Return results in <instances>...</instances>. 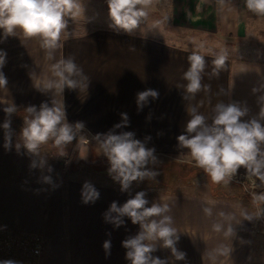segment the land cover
Returning a JSON list of instances; mask_svg holds the SVG:
<instances>
[{
  "label": "crops",
  "instance_id": "0c3cea01",
  "mask_svg": "<svg viewBox=\"0 0 264 264\" xmlns=\"http://www.w3.org/2000/svg\"><path fill=\"white\" fill-rule=\"evenodd\" d=\"M160 1L165 5L162 18L170 22L161 28L169 33L166 37L141 29L131 35L117 33L109 25L88 27L80 16L69 19L55 56L57 60L73 56L90 84L87 91L66 88L63 96L36 89L50 77L54 62L47 59L39 42L19 33L2 39L0 32V50L7 53L2 71L8 81L0 88V125L5 119L4 103L14 102L19 108L11 117V151L3 147L4 130L0 127V228L41 236L44 248L37 264H130L121 242L135 235L139 225L125 217V225L116 228L104 221L103 213L113 201L122 205L142 190L147 193L148 206L152 202L169 204V215L180 236L176 247L186 253L184 260H176L170 249L158 245L154 257L168 264H264V253L257 248L251 230L258 210L229 184L199 179L202 170L192 166L187 150L179 149L176 139L184 133L189 103L200 104L209 123L219 101L246 104L249 113L244 120L257 116V98L264 93L252 89L264 84V16L249 12L245 0ZM148 24L161 27L160 21L151 17L142 26ZM199 43L205 45L207 62L203 83L210 88L185 101L183 87L177 86L185 83L182 76L189 66L187 56ZM219 51L226 52L228 59L217 77L212 76V59ZM148 88L159 91L160 97L138 113L136 93ZM221 89L228 94H222ZM53 99L64 103L69 123L84 122L86 132L92 135L112 129L120 122V113L126 112L129 126L123 130L135 132L141 140L151 136L147 146L155 147L161 161L156 170L168 168L163 173L167 177L160 178L168 180L167 184L161 183L163 180L158 184L163 191L154 192L156 183L145 180L133 182L129 192H121L120 185L107 174L106 158L99 155L87 133L73 141V150L74 144L68 145L64 156H58V149L51 144L43 146L45 168H30L33 159L39 164V158L23 148L17 153L14 146L23 126V109L45 101L50 104ZM82 152L86 159H80ZM48 167L53 169L51 173ZM43 175L51 176L60 187L54 190L43 183ZM85 181L100 192L94 204L81 202ZM37 189L42 190L37 193ZM206 206L213 208L212 217L204 214ZM220 212L226 216L221 217ZM245 213L252 218L246 219ZM229 215L231 219L226 218ZM214 223L223 225L220 232L212 229ZM229 226L232 234L225 236ZM109 239L111 254L106 258L103 242ZM220 246L229 251L216 253Z\"/></svg>",
  "mask_w": 264,
  "mask_h": 264
},
{
  "label": "clouds",
  "instance_id": "9594fccd",
  "mask_svg": "<svg viewBox=\"0 0 264 264\" xmlns=\"http://www.w3.org/2000/svg\"><path fill=\"white\" fill-rule=\"evenodd\" d=\"M108 8L109 28L119 33L133 34L146 23L149 9L154 0H105ZM246 8L256 16H264V0H245ZM83 11L82 0H0V32L2 39L17 36L19 33L27 40H36L50 61V77L36 86L42 94L62 95L65 89L87 91L88 77L83 69L76 63L73 56L56 59L55 53L61 46V39L68 28L69 19H75ZM155 27V25H154ZM205 45L199 43L187 56L188 67L183 72L182 79L185 101L194 100L201 91H208L210 86L203 83L207 66L203 54ZM7 53L0 50V88L6 87L8 81L2 69L6 64ZM228 59L227 53L219 51L214 54L212 76H219ZM253 93H264V84L252 89ZM222 94L227 95L224 89ZM160 97L159 91L148 88L136 93L135 103L137 112L142 111L151 101ZM259 112L257 116L244 120L249 113L246 104L229 100L217 102L212 108L209 117L200 112V104L189 103L186 111L189 119L184 128V133L176 137L177 147L187 150L195 166L201 169L213 184L227 185L238 174L239 169H245V179L255 188H264V94L257 98ZM5 119L0 127L4 130V144L6 151L13 147V130L11 117L18 113L19 108L14 103H4ZM23 126L19 132L18 142L15 143L17 153L23 148L33 159L30 168L44 169L47 160L41 156V148L51 144L58 149V156L66 155L65 149L86 132L85 123L77 121L69 123L64 103L54 99L49 104L41 102L28 105L23 109ZM121 120L105 133L94 135L87 133L91 140L98 146L99 155L107 160V174L113 181L120 185L121 192H129L133 182L156 181L160 174L156 168L161 163L156 154L155 147H148L152 139L145 136L143 140L137 139L133 131H124L129 126V116L126 112L120 113ZM152 118L149 113L147 119ZM117 130H120L119 132ZM162 133H157L161 135ZM80 159H86L85 153L80 154ZM151 166V167H150ZM51 173L53 169L47 168ZM42 182L50 184L55 190L60 185L53 182L52 177L43 175ZM259 181V183H257ZM42 189H37L39 193ZM46 190V189H44ZM81 202L84 205L94 204L100 198V192L89 181H85L81 188ZM145 191H137L122 205L113 201L103 218L106 223H111L119 228L125 225V217L133 225H139V231L124 239L122 247L125 248V258L130 264H168V261L152 254L158 250V245L171 250L176 260H184L186 253L176 247L180 236L173 226L174 221L169 212L168 203L152 202L146 198ZM253 203L258 207L264 205V191L253 194ZM206 216H213V208H203ZM264 213L260 208L257 215ZM221 217L226 214L220 212ZM246 219L252 217L244 214ZM231 219L229 215L226 217ZM223 225L212 224V229L220 232ZM225 236L232 234L229 226L224 232ZM110 235V233H108ZM105 256L111 254V240L103 242ZM229 251L224 246L215 250L224 255ZM0 264H18L7 259L0 260Z\"/></svg>",
  "mask_w": 264,
  "mask_h": 264
},
{
  "label": "rangeland",
  "instance_id": "374dc122",
  "mask_svg": "<svg viewBox=\"0 0 264 264\" xmlns=\"http://www.w3.org/2000/svg\"><path fill=\"white\" fill-rule=\"evenodd\" d=\"M82 4H83V11H82V14L80 15V17L82 18L81 19L82 22L85 21V25L87 24L88 27L94 26V25L97 26V25H101V24L109 25L110 21L108 19V8H107V4H106L105 0H82ZM162 4H163V1L162 2L160 0L158 2L154 1L153 6L149 9V16H148V18L151 17V19H153V20H159L161 23L160 24L161 27L158 28L157 26L154 27V24H148L145 27L141 26V28H140L141 30H145L146 32H150L153 35H159V36H164V37L169 35L168 32L161 29V28L167 27V25L170 23L169 20H165L164 18H162V14L165 11V5H162ZM164 14H165V12H164ZM73 144L74 145H72V150L75 148V142H73ZM192 166L196 167L195 164H193ZM167 170H168V168L163 166L158 171L160 174L156 177V181H152V182L156 183L155 184V187H156L155 190L156 191H154V192L163 191V189L159 188L158 184H159V181L161 182L162 180H163V182H161V183L167 184L168 180H164V179L160 180V178L163 176L167 177V174H165V175L163 174ZM202 173H203V175H202ZM200 175L201 176H199V179H202L208 183L211 182L210 179L205 175V173L203 171L201 172ZM229 185L232 187L231 190L233 192L238 191V193L242 194L243 198L247 199V201H249L255 207V209L259 210L260 208H264V205H261L258 207L256 204L253 203V194L256 192H260L261 190H260V188H255L251 183H249L245 179V171H241L239 169L238 174L233 178V180L229 183ZM259 217L264 218V213H261L260 215H256L254 217L253 223ZM20 234H25V233H20ZM32 235H34V234H32ZM41 239L43 240L42 237H41ZM43 248H44V244H43ZM42 253H43V249H42ZM41 254L37 257V259L41 256Z\"/></svg>",
  "mask_w": 264,
  "mask_h": 264
},
{
  "label": "built area",
  "instance_id": "2783aa9c",
  "mask_svg": "<svg viewBox=\"0 0 264 264\" xmlns=\"http://www.w3.org/2000/svg\"><path fill=\"white\" fill-rule=\"evenodd\" d=\"M252 235L259 251L264 253V218L252 224ZM43 240L38 235L20 234L0 228V260H13L18 264H37L42 253Z\"/></svg>",
  "mask_w": 264,
  "mask_h": 264
}]
</instances>
